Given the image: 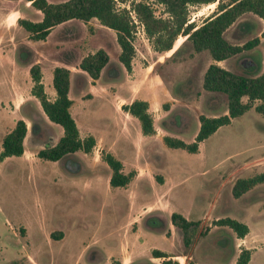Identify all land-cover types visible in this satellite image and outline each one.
Masks as SVG:
<instances>
[{
	"label": "rangeland",
	"instance_id": "374dc122",
	"mask_svg": "<svg viewBox=\"0 0 264 264\" xmlns=\"http://www.w3.org/2000/svg\"><path fill=\"white\" fill-rule=\"evenodd\" d=\"M129 1L147 3L156 17H167L164 7L154 0ZM129 1L116 6L130 10ZM213 10L190 6L188 21L200 24ZM134 25L130 70L121 67L110 79L101 73L92 80L77 65L98 48L117 63L120 49L113 30L92 18L71 20L65 32L57 29L50 35L49 40L59 44L54 56L69 66L70 115L81 138H94L90 151H76L69 157L80 163L79 172L67 164L71 161L67 158L47 161L36 154L62 134L61 127L48 121L30 99L34 97L28 90L33 53L49 41L27 38L21 28L16 50L0 55V142L16 120L26 125L21 155L0 160V264H52L51 257L54 264H91L83 260L85 244L96 245L102 252L98 264H162L163 260L232 264L239 250L234 246V232L214 224L222 217L244 223L255 234V243L262 245L247 264H264V184L255 185L243 198L230 196L235 179L264 171V117L251 107L219 126L193 153L166 146L164 136L192 142L198 116L225 113V97L201 86L205 68L215 62L207 51L195 52L190 42H184L168 57L184 40L178 35L172 50L159 54L141 24L136 20ZM261 30L260 18L241 14L223 32L224 39L240 46L256 37L257 44L215 63L232 72L252 66L248 63L264 64ZM15 70L9 89L3 81ZM46 89L53 90L51 86ZM134 99L147 102L154 128L150 135H143L138 121L122 108ZM33 111L41 119L31 120ZM107 153L121 163L123 174H130L125 185H109L111 170L103 160ZM66 164L70 173L65 172ZM150 209L161 210L168 221L171 212L197 221L189 246H184L170 221L162 232L144 230L140 220ZM153 249L167 257H153Z\"/></svg>",
	"mask_w": 264,
	"mask_h": 264
},
{
	"label": "trees",
	"instance_id": "16d2710c",
	"mask_svg": "<svg viewBox=\"0 0 264 264\" xmlns=\"http://www.w3.org/2000/svg\"><path fill=\"white\" fill-rule=\"evenodd\" d=\"M28 1L32 7L41 12V19L36 22L17 19V22L30 34L29 37L35 40L44 38L53 26L70 20L87 22L93 18L100 25L114 31L115 40L120 49L116 57L117 63L110 62L107 53L102 48L86 54L78 62L77 68L90 79L99 78L101 73L109 79L114 78L120 72L121 67L126 71L130 70L134 53L131 39L135 25L128 13L129 9L116 6L117 2L123 3L129 0H64L57 3L46 0ZM154 1L164 7L167 13L166 18L156 17L149 4L140 1H129L130 10L142 25L147 38L151 40L153 50L159 54L170 52L179 36L184 38L168 57L176 54L184 42H190L195 52L207 51L213 61L224 60L250 45L257 44L256 37L240 46L229 43L223 37V32L246 12L262 20L260 35L264 36V0H229L227 3L223 0ZM214 3H216L214 10L204 17L200 24H195L193 20L188 21L190 6H207ZM28 73L32 82L30 94L38 100L47 120L59 125L62 129V134L53 144H47L37 151V157L47 161H57L73 156L76 151L84 153L90 151L94 145V138L91 135L82 138L79 136L76 124L69 112L71 99L67 94L70 85V70L64 66L53 68L51 86L55 95L52 100H49L43 91L39 65L32 63ZM201 86L206 91L221 93L225 97V113L218 116L199 115L198 128L192 142L185 143L178 138L164 136L162 141L166 146L193 153L197 150L198 143L212 134L219 126L228 124L233 118L251 107L264 117V64L253 62L252 66L242 68L240 72H232L216 63H210L202 74ZM122 108L138 121L143 135L153 133L154 128L147 111L146 101L134 99L122 105ZM29 118L31 120L41 119V114L33 111ZM25 134V122L21 119L16 120L13 127L1 138L0 160L9 156L21 155ZM103 160L111 170L109 185L111 187L125 185L130 174H122L121 163L109 153L104 155ZM257 184H264V171L235 179L230 188V196L243 198ZM169 221L180 233L184 246H189L197 231L198 222L187 220L177 212L170 213ZM214 224L227 226L237 238H242L248 232L244 223L229 217L218 218L214 220ZM151 254L153 257H167V254L158 249H153ZM249 257L250 250L240 248L234 264H247ZM162 264H170V261L163 260Z\"/></svg>",
	"mask_w": 264,
	"mask_h": 264
},
{
	"label": "crops",
	"instance_id": "0c3cea01",
	"mask_svg": "<svg viewBox=\"0 0 264 264\" xmlns=\"http://www.w3.org/2000/svg\"><path fill=\"white\" fill-rule=\"evenodd\" d=\"M46 1L52 2V3H57V2L64 1V0H46ZM0 5H3L2 7H0V55L3 56V55H5V53H8L10 55L11 50L12 49L16 50V47L19 44V42L16 40V38H17L16 34L20 33V32H18V31H20L18 29H21L22 27L18 24L17 19H23V20H28L31 22H36V21H39L41 19V12L38 9H35L34 7H32L30 4V1H28V0H0ZM68 22L69 21H66V22H63V23H60V24L53 26L52 28L49 29L48 33L46 34V36L44 38L36 39V40L34 39V41L41 40V43H44L47 40L49 41V45H46V44H44L42 46L40 44L38 45V49L36 51H34L33 59H32L33 63H37L39 65L43 91L49 100H52L54 98V91L46 89V87L51 86V76H52L53 68L55 66H64V67L69 69V66L66 65L67 61L65 59H61V61H62L61 62L60 60H58L54 56L57 49L59 48V44H56L57 42H53V41L51 42L49 40V38L53 35V33H55V31L57 29H59V31L65 32L66 27H67L66 24ZM29 36H30V34L28 33L27 38ZM44 59H47L48 66L44 65V63H43V61H45ZM215 62L219 63L220 61H215ZM16 73H17L16 70L13 73L10 71L6 75V78L3 81V83L4 82L6 84L8 83L9 89H10L9 86H11V85H9L11 82V78H12L13 74H16ZM45 77L47 78L46 83L44 81ZM31 85H32V82L30 80L29 85H28L29 92H30ZM68 92H69V90H68ZM67 95L69 97V94H67ZM31 97H33V96L31 95ZM30 99H32L34 104L37 103V106L39 105V102L35 97H34V99L33 98H30ZM6 103L9 104V101L6 100ZM17 104H18V102H17ZM9 157H11V156H9ZM9 157H5V158H9ZM245 164H247V163H245ZM242 167L245 168L246 165L245 166L242 165ZM257 173H259V172H257ZM255 237H256L255 234H252L250 229L248 228V232L242 238H237L236 236H233L234 246H236L238 248V250L240 248L249 249L250 250V257H251V254L253 253V251L257 248L259 249L260 245H262V243L261 244L255 243V241H256ZM236 256H237V253L235 254V257H234V260L232 261V264H234ZM250 257H249V259H250ZM248 262H249V260H248ZM199 264H206V263L200 262Z\"/></svg>",
	"mask_w": 264,
	"mask_h": 264
},
{
	"label": "flooded vegetation",
	"instance_id": "af4514ba",
	"mask_svg": "<svg viewBox=\"0 0 264 264\" xmlns=\"http://www.w3.org/2000/svg\"><path fill=\"white\" fill-rule=\"evenodd\" d=\"M71 157H74V156H71ZM66 158L69 159V157H66ZM69 160H71V161H68L67 164H69V163L73 164L75 166L74 170H76V172H79L80 170H82V166L80 165V163L75 158H70ZM67 164L65 165V167L68 170H66L65 172L70 173V167ZM124 175H126V174H124ZM116 187H120V186H116ZM168 223H169V221H168L167 215L158 209H153V210L150 209V210L146 211L140 220L141 227L146 231H152V232H162V231L166 230ZM6 238H8V237H6ZM72 240L73 239H71V242H72ZM10 241L13 242L12 239ZM73 243L74 244H72V246L75 247L77 245V239L74 240ZM73 247H71V248H73ZM101 259H102V252L99 250V248L96 245H93V244H85L84 245V247H83V260H84V262L91 263V264H98ZM51 261H52L51 263L54 264L55 258L51 257ZM63 261L67 262L65 260H63ZM134 264H150V262H138V263H134Z\"/></svg>",
	"mask_w": 264,
	"mask_h": 264
},
{
	"label": "bare ground",
	"instance_id": "6f19581e",
	"mask_svg": "<svg viewBox=\"0 0 264 264\" xmlns=\"http://www.w3.org/2000/svg\"><path fill=\"white\" fill-rule=\"evenodd\" d=\"M216 3L214 4H210V5H207V6H204L205 9H213L215 7ZM172 53V51H171Z\"/></svg>",
	"mask_w": 264,
	"mask_h": 264
},
{
	"label": "built area",
	"instance_id": "2783aa9c",
	"mask_svg": "<svg viewBox=\"0 0 264 264\" xmlns=\"http://www.w3.org/2000/svg\"><path fill=\"white\" fill-rule=\"evenodd\" d=\"M128 13L130 14V17L132 18V20L136 22L133 11L129 10ZM141 28H142V25H141Z\"/></svg>",
	"mask_w": 264,
	"mask_h": 264
},
{
	"label": "water",
	"instance_id": "95a60500",
	"mask_svg": "<svg viewBox=\"0 0 264 264\" xmlns=\"http://www.w3.org/2000/svg\"><path fill=\"white\" fill-rule=\"evenodd\" d=\"M252 64H253V63H250V64L248 63L247 66H248V65H252Z\"/></svg>",
	"mask_w": 264,
	"mask_h": 264
}]
</instances>
